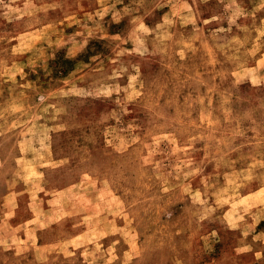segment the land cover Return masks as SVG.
<instances>
[{"label": "rangeland", "instance_id": "374dc122", "mask_svg": "<svg viewBox=\"0 0 264 264\" xmlns=\"http://www.w3.org/2000/svg\"><path fill=\"white\" fill-rule=\"evenodd\" d=\"M0 264H264V0H0Z\"/></svg>", "mask_w": 264, "mask_h": 264}]
</instances>
